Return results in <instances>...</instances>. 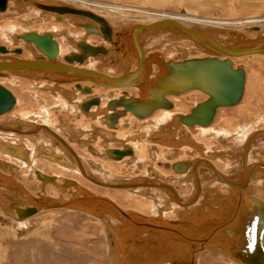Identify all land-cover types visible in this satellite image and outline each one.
<instances>
[{
  "label": "water",
  "instance_id": "obj_1",
  "mask_svg": "<svg viewBox=\"0 0 264 264\" xmlns=\"http://www.w3.org/2000/svg\"><path fill=\"white\" fill-rule=\"evenodd\" d=\"M28 2L42 8H48L49 10L77 13L92 19L99 24L100 31L96 27L90 28L92 23L84 22L85 20H72V22L83 25L89 31L100 33L103 38L110 40L115 49L123 45V41L121 40H127L123 35L120 38L119 35L117 37L114 36L108 20L91 10L77 8L67 3H51L37 0H28ZM169 20L171 21H167L166 23L165 19L157 20L153 23L158 24H151L145 29L160 28L155 33L159 30L167 29L177 37L191 38L202 45L210 54L185 57L176 61L164 59L163 54L158 50L152 52L151 55L149 53L147 56H143V59H149L154 54H156L157 58L160 57V63L156 61L159 68L154 76L150 78L151 82L143 81L144 78L140 73V76H138L140 80H138L142 85L141 87L145 85L149 89L152 88L153 91L156 90V96L160 95L161 98L144 101L142 106H138L141 102L139 97L131 95L129 97L122 95L119 98L111 99L107 102V110L110 111L103 113L106 124L113 126L117 118L125 114L126 111H131L134 115L143 117L150 114L156 107H171L172 101L165 94L180 93L189 88H199L207 92V96L197 101L190 108L189 112L176 113L174 115L177 120L178 118H182V122L192 127L194 124L208 125L212 121L218 106L233 105L241 99L245 84V70L240 64L234 66L230 56L251 52L264 53V33L252 37L245 36L243 33L237 31H230L232 34H236L237 42L230 45H222L218 44L215 39H210L209 35L198 27L185 25L171 18ZM248 28L256 30L259 26L253 25ZM136 29L131 31H135ZM20 36L28 43L33 42L40 51L47 55L51 62L57 61L58 44L52 37V32L45 31L44 33H38L35 30H30L21 33ZM133 37L136 36L133 35ZM76 46L77 51H69L63 54V59L66 62L62 63L73 66L72 70L62 67L58 70L51 65L24 64L17 65L16 67L30 66V68L36 67L46 72L55 71L65 76L68 75V79L64 78L60 80L67 82L75 81L76 88H79L82 92H90V87L87 85L82 86L79 79H77L80 77H71V72L78 73L81 76L86 75L82 78L90 80L102 78L103 76L89 73L88 77L82 70H77L80 68L79 66H75L72 63H85L88 55H97L99 52L105 53L107 52V47L103 44L93 45L85 41L76 44ZM1 50L6 51L3 47ZM15 50L20 51L19 48H15ZM219 55H223V57ZM39 58L42 59L41 57ZM112 61L113 59H111ZM140 65L142 66V61ZM9 66H12V64ZM138 71H141V69ZM4 73L5 71L0 69V74ZM165 78L168 79V82ZM111 80V78H106L104 81L117 85L116 82ZM104 81H99L98 79V83L100 82L101 85L104 84ZM151 83L156 88L151 87ZM125 93L126 90L123 91V94ZM14 102V95L0 84V113L10 109ZM97 102L98 98L91 96L87 100H83L80 107L87 111L89 105ZM119 106L121 109L117 108ZM155 137L156 140H160V136L157 135ZM170 143L174 142L171 141ZM127 150H129V147L125 151L115 149L111 150V152L119 156L125 154ZM189 162V160H176L172 166L177 171H184ZM17 168L15 163L0 159V186L14 190L16 193L24 197L26 196L29 201H33V203L21 205L18 204V201H13L14 204L17 203L13 204L12 209V215L15 218L24 219L38 212L40 207L53 208L57 206H70L92 213L100 218H107L110 215L117 219L121 217L113 229L111 236L112 241L118 242L117 245L122 252L120 254L116 250L117 248L113 247L114 264H198V255L209 247L227 253L241 264H264V199L251 194L252 188L248 180L252 174L249 168L238 181L225 178L234 184L228 193H216L212 199L205 197L189 215L176 218L164 217L162 214H145L130 208L124 209L111 197L95 193L74 178L63 176L62 181L57 183L54 175H48L40 169L35 168L34 173L41 180L55 182L56 186L61 189L73 186L79 190V193L81 192L78 195L63 200L58 199L56 196H50V201H47L29 192L14 176ZM2 169L8 171V173L3 172ZM256 173L261 174L260 176L264 174L262 171ZM54 198L57 200L53 201ZM214 203H218L217 206H214ZM122 230L126 231L122 235L123 238L116 237L115 231Z\"/></svg>",
  "mask_w": 264,
  "mask_h": 264
},
{
  "label": "rangeland",
  "instance_id": "obj_2",
  "mask_svg": "<svg viewBox=\"0 0 264 264\" xmlns=\"http://www.w3.org/2000/svg\"><path fill=\"white\" fill-rule=\"evenodd\" d=\"M20 1L27 3L30 6V9H33L34 8L33 6H35L31 3H28L26 0H20ZM39 1H47L51 3H67L77 8H84L91 10L95 13H98V15H101L106 19H108L110 23H114V25H116L117 27L116 26L113 27L116 30L119 29L121 31L123 30L126 31V29H129L131 28V26L133 27L136 24H149L151 22L164 19L165 17L160 15L159 13H167L168 16H178V15L182 16V14L186 16L191 15V18H185L182 21L180 20L178 21L182 22L185 25L198 27L207 32H213L217 30L216 33L218 34V36L220 35V38H222L223 42H227V40L232 41L236 39V34L234 33L232 34L230 31H237L243 33L245 36H251L250 31L252 32L253 30L248 28L250 26L258 25L260 26V30H264V0H86L88 3L92 5L90 7H86L84 6V4L75 0H39ZM11 3L13 4V0H10L9 4ZM104 4L120 5L123 7L125 13L127 12L126 14H128L129 16L121 15L120 13L122 12H120L117 9L114 10L109 6L105 8V6H103ZM94 6H97L98 8ZM99 6L102 8H100ZM25 14L29 16L30 14H36V13L27 12ZM4 17L2 18V20L5 19ZM9 18L11 19L0 21V23L3 24L5 21L13 20V19L16 20L13 17H9ZM84 18L85 17L82 18L79 17L78 19L77 18L76 19L84 20ZM57 20H56L57 23L62 22V20L66 21L64 19H58V18ZM11 24L12 23H9L5 25V27H8ZM72 25L74 27L83 29L82 27L76 26L75 24ZM47 27H51L50 23H48ZM15 29L16 30L19 29L21 31V27H16ZM87 35L88 37L91 36L97 38V35L96 36L89 34ZM124 37H128V36H124ZM57 38L59 39L58 35ZM184 40L187 39L183 37H177L176 35L173 36L170 33L168 34V32L166 31L163 32L159 30L157 31V33L155 32L147 33L145 35L144 40L142 41V46L144 45L143 47L145 48L147 53L148 52L152 53L158 50L161 53H163L164 59L168 58L175 60L177 59L176 55L179 53V50L176 48L177 47L179 48V44H181V42H183ZM4 41L6 40L2 35H0V43H3ZM124 43L126 44L125 46H123V48H119V49L112 48L113 51L118 50L115 51L116 54L114 57V59L117 58V60L115 61L116 63H113L114 59L111 62L110 60L112 59V57L109 56V58L107 59L109 65L120 67V66H124L126 62L128 63L132 61L131 57L133 56L132 54H134L135 50L128 43V40H124ZM127 43L129 44V47L127 46ZM13 44H15L14 41ZM26 45L33 51L37 50L35 47L30 46L29 44ZM189 47L191 52L187 51L186 50L187 48L184 50H180L181 51L180 57L185 58V57H195V56L210 54L208 51L202 49L194 42H191ZM197 47L199 49H197ZM29 53L30 52L28 51L27 48L26 51L24 52V57L28 56ZM101 61L104 62V59H102ZM156 61L159 62L160 59L159 57L158 58L156 57V54H154L153 57L151 56V60L149 62V67H148L149 79L151 78V76H154L155 72L159 68ZM102 62H100L99 64L102 65L103 64ZM234 64L235 66L239 64L242 65L247 72V83H246V91H245L244 99L241 101L240 104H238L235 107L227 108V109H218L216 116V123L212 126V128L210 129L207 128L203 132V134L209 135L212 132L216 131L217 135L222 136L223 134H231L232 132L236 131L235 133H237L240 136L238 139L239 141L238 145L241 146L242 144L241 140L243 139L244 135L249 130L254 128L253 129L254 131H252L250 134L249 132L246 134V136L248 134L249 135L247 136L246 141L243 145V147L246 150L251 151L252 148L251 143L257 141L255 142L256 147H260L263 145L261 144V142H262V137H264V134H261V132L264 129L259 130L258 127L264 128V56L254 55L252 57L250 56L237 57L236 59L234 58ZM151 65H153V67H151ZM122 72L121 74L124 75L128 73L129 70L128 68H124ZM24 78L29 79V81L23 82L25 86L20 81L15 79H12L10 84L7 83L8 85L11 86L12 84L14 85V83L17 85L19 84L20 85L19 87L23 86L24 87V88L22 87L23 91L17 88L18 95L20 96L25 95L24 92L26 91H28V93L30 94L29 89L33 88L31 84L32 80L33 81L38 80V82L52 81L48 77L42 75L38 76L36 73H30V72H26ZM26 88L27 90H25ZM102 89H106V88H102ZM40 93L42 97L47 99L49 98V100H47L49 103H53L55 101V98H53L52 95H48V94L45 95V93L43 92ZM33 95L35 96V99L40 104L43 105L44 102L43 103L41 102V99L39 98L37 93L33 92ZM195 96L199 98L198 100H202L203 98L206 97V95L200 90L197 91L190 90L178 96H174V95L169 96L171 101L175 103L174 107H176L175 105H177L176 108L174 107L172 108L173 110L169 109L171 110L169 112H173V111L174 112L178 111L177 113L188 112L191 105L193 104V100L195 99L194 98ZM45 104L47 103H44V105ZM40 106L34 100L31 103L29 99V102H27L26 106L25 103H20L19 105L15 106V109L13 108L14 110L12 109L13 111L12 110L10 111L11 113L13 112L11 118L10 119L5 118V119L8 121L9 120L12 121V123L16 124V126L19 127L20 125L18 124L20 123L19 122L20 118L26 116L25 111H27L26 114L30 112V110L28 109H31V111H34L35 113H37V115H39L40 122L43 121L42 117L44 116L48 115L49 117H51L52 113L49 107L45 112L42 110ZM160 110L166 111V109H160ZM255 128L257 129L255 130ZM192 129L195 130V127ZM177 135L181 136L180 132ZM188 139L194 140L195 138H192L190 136ZM206 142L208 143V145H211L212 143L210 139H208V141L206 140ZM185 146H191V145L185 144ZM178 147L180 148L181 146ZM77 150L82 157L87 155L83 153V151H81L80 149ZM256 150L257 149L254 148V151ZM157 151L158 154L159 153L162 154L161 156L162 158L159 160L158 163H156V166L162 172H169L171 170L170 159L173 160L177 158H183V156L177 155L176 152L173 153L172 151L166 149L165 151L162 149H158ZM220 152L225 153L229 157L233 156V153L230 151V149L224 152L221 149ZM144 154H147V152L144 151ZM253 156L254 155H252V157ZM145 158L147 159L145 160L144 165L147 164L145 167L148 168L152 164L149 162L147 156H145ZM233 159L235 160L236 157L228 158L226 160V163L224 164V167L221 165L222 163H219L221 165L220 170H222V172H225L226 166H229L231 164L235 165L233 164L234 163ZM26 168L27 167H24L22 171L15 172L14 176L22 181L25 180L26 176L23 175V172H26L28 170V168L27 169ZM41 168H46V171L47 170L49 171L48 173H52L51 171H59L58 167L57 168L54 167L53 169L48 165H42ZM113 169L114 171L117 172L120 171L125 174H133V175L137 174L138 172L133 169L132 170L130 169L127 172L119 168H113ZM230 170H231L229 172L230 177H236L238 172L236 173L235 170L233 169ZM2 171L7 172L6 170L3 169ZM89 173L93 178L99 177V174L93 172L91 169H89ZM238 174H240V172ZM252 177H253L251 178L252 184L255 187L254 194L257 197L264 199V181L261 180L260 178H256L254 176ZM78 178L80 180L83 179L81 176ZM28 180L31 181V184L28 183V186H30V188L29 187L28 188L32 190L33 195H35L37 191H38L37 194H43V192L39 193L40 188H38L37 184L32 179L29 178ZM55 181H57V183H60L62 180L59 181L56 179ZM209 182L211 183V181ZM86 183H88V187L93 189L94 192L97 191L98 194L108 195L112 197L116 201V203H118L123 208H130V209L133 208L144 211L145 209L148 210L153 206V202H146L143 199H138L133 196H124L122 194H119L112 187L105 188V189H109V190H105L103 187L98 188L95 185H92L89 181ZM56 185L57 184L54 182L53 184H49V186H47L49 187L48 190L45 189L44 192L45 196L43 197L47 201H50L49 199L50 196L53 197L56 196L58 199L61 200L72 196V191L64 192L62 191L61 188H59ZM223 186H224V190L226 188L229 189L227 185H223ZM188 189H189L188 186L186 187L184 186L180 189V191L184 194L187 191H189ZM208 191L210 190L208 189ZM158 197H160V194H158ZM55 199L56 198H54L53 201ZM154 201H156L155 198ZM164 201L165 200H162L160 201V203L163 204L165 203L169 205L170 207L169 210H171L173 213L174 209H172L171 207L172 203L170 201H166V202ZM158 203L159 202L155 203L154 207H157ZM2 206L0 205V264H114V258L111 253L109 240H108L109 238L108 228H107L108 224L102 219H100V217L96 218L95 216H92L93 214H90L88 212H85L77 208H72L70 206L68 207L57 206L53 208L41 207L40 211L36 212L33 215H30L25 220L21 221L15 218L12 215V213L10 214L9 211L4 206L3 207ZM163 210L166 209L163 208L159 209V211L163 212V215H165ZM145 213L149 214V210L148 212ZM171 218H173V216ZM114 219L115 218H111V223L116 222V221L112 222V220ZM115 233L117 235V231ZM114 242L118 244V242L116 241ZM202 252L203 253L199 257V264H240L234 258L230 257V255H228L227 253L225 252L223 253V251L221 252V250L218 251V250H214V248L209 247L208 250L205 249Z\"/></svg>",
  "mask_w": 264,
  "mask_h": 264
},
{
  "label": "flooded vegetation",
  "instance_id": "obj_3",
  "mask_svg": "<svg viewBox=\"0 0 264 264\" xmlns=\"http://www.w3.org/2000/svg\"><path fill=\"white\" fill-rule=\"evenodd\" d=\"M6 5H7V0H0V8L5 9ZM26 8H27L28 12H35L36 14H30L28 16L27 14H25V13H27V11L21 12L19 7L18 8L16 6L12 7V4H10L9 10H8V13L10 14V16L9 15L5 16L4 17L5 19H3V20L0 19V21H4L6 19H11L9 17H13L16 19V20L13 19V20L5 21L3 24L0 23V35H2L4 37V39L6 40L3 43H0V55L1 56H3L2 54L7 52V50H11L13 52L21 53V52H23V49H24V52H25L27 48L23 45V42L22 41L17 42V41H14V39L15 40H23L25 42V44H27L28 42L23 37H21L20 34L25 32V31L33 30V29L37 30L39 33H44L45 31H50V32L52 31L55 33V34L52 33V37L54 39L56 38L55 40L58 41L59 46H60V56L58 57V60L63 61V62H66L63 59V54H65L69 51H77L76 44H79L83 41L88 42V43L93 44V45L104 44L105 47H108V48L112 47L113 49L115 47L108 40L104 39L99 33L89 31L83 25L75 23L76 26H81L84 30L77 28V27H74L72 25L73 23L70 21V18H68V17L64 18V20H66V21L62 20V22L57 23L56 22V20H57L56 14H54V15H56V16H54V15H52L53 13H49L46 11H45L46 12L45 13L44 10H40L38 8H35V7L33 9H30V6H28ZM5 12H3V13H5ZM47 13H49V14H47ZM36 19H40L41 23H38V24L34 23V20H36ZM84 20H85L84 22L92 23V25H90V28L96 27L97 30L100 31V27H99V24L97 22L89 21L87 19H84ZM16 21L18 24L16 23ZM8 22H10L12 24L9 25L8 27H5V25L9 24ZM48 23H50L51 27H47ZM110 24L112 26H116V25H114V23H110ZM16 27H21V31L19 30L20 28L16 30L15 29ZM118 30H116V31H118ZM68 33L70 36L68 35ZM86 33L89 35H94V36L97 35V38H98V36H99V38L97 39V38H94L91 36L88 37V35ZM57 35H58L60 40L57 38ZM84 39H86L87 41ZM13 41L15 42V44H13ZM183 42L186 44L188 43L186 40H184ZM30 43H31V45H33V47H35L38 50L37 51V53H38L40 50L34 45L33 42H30ZM185 46L186 45H184V46L181 45L179 48L178 47L176 48L179 50V53L176 55V57L181 54L180 50H184L186 48ZM2 47L5 48L6 51H2L1 50ZM15 48H19L20 51H16ZM144 50H145V48H144ZM28 51L30 52L29 53L30 55L28 54V56L24 57V53H23V55L21 57H23V58H30V57L34 58L35 56L33 54V51L32 50H28ZM40 52H42V51H40ZM40 52L38 54H41ZM58 53H57V55H58ZM90 56H93V55L87 56L86 62H87V60H88V62L87 63L85 62L86 64L83 65L82 67L88 68L91 70H95V71H98L100 73H104V74H107L110 76H121V72L125 68L124 66L119 67V66L109 65L107 62V58L105 59V58L100 57V59H96L95 57H90ZM113 57H115L114 54H113ZM102 59H104V62L101 61ZM177 59H175V60H177ZM13 60H17V59H13ZM115 61L113 63H115ZM100 62H102L103 64L102 65L99 64ZM113 63H111V64H113ZM72 64L75 65V64H79V63L74 62ZM77 66H79V65H77ZM0 69L5 71V73L7 72L6 70H4L6 68H0ZM44 72H46V71H44ZM122 74H123V72H122ZM0 75H1L0 76V84L3 85L6 89H8L14 95V97L16 96L15 100L17 99V102L15 101L16 105L14 102L10 109H12L14 105L17 106L20 103H24V101H26V100H23L24 95L20 96V95H18V92H17L18 91L17 88L21 89L23 91V89H22L23 86L19 87V85L14 83V85L12 84L13 87L11 85H9L10 86L9 87L5 84L6 83L10 84L12 79L18 80L22 84H23V82L29 81V80H23V79H26V78H24L25 72L22 71L20 74L10 73L9 76H4L3 74H0ZM43 75L45 77H48L52 81H49V82L39 81L38 82V80H36V81L32 80V82L31 81L30 82H31L33 88L30 89V91L33 90V92H36L37 95L39 96V98L41 99V102L47 103L46 105L51 110V113L55 114L54 120H52V124L49 123L48 121H46V119H43V121L45 120L44 122L43 121L40 122L39 121V115H38V118H36L37 117L36 113L26 114L27 111H25L26 116L20 118V121H19L20 123L18 124L20 126L17 127L16 124L12 123V121H10V120L8 121L5 119V118H9V119L11 118L13 112L12 113L7 112L10 109L0 113V142H7L10 144H16V145H25L26 147H28L29 150L31 151L30 156L28 157L30 160L29 164H31V166H29V167L26 166L24 163L20 162L19 158L15 157L16 159H14L13 157H10V156L4 154V152H2L1 150H0V155H1L0 159H4V160H7L9 162L15 163L16 165L19 166V167L17 166L18 169L21 168L20 171H22L24 167L28 168V170L26 172H23V175L26 176V179L23 181L20 179H18V180L21 183H23L25 185V187L31 193H32V190H30L29 189L30 186H28V183L31 184V181L28 180L29 178L32 179L37 184L38 188H40V186H42V181L39 180L38 177L34 173V169L38 168V169L42 170L43 173H47L48 175H55L57 180H59V181L62 180L63 176H66V177L68 176V177H72V178L76 179L80 184H82L86 187H88V183H86V182L89 181L92 185H95L98 188L103 187L105 189L108 187H110V188L112 187V188H114L115 191H117L119 194H122L124 196H133V197H136L138 199H143L146 202H153V206L150 209H148L149 214H153V213H157L159 211V209H162V208L167 209L168 208L167 204L160 203V201H162V200H165L164 202L169 201V200L172 201L171 202L172 203V209H175L177 204L174 202L173 196L169 193L170 190H168L166 187H162V186H158V187L155 186L154 187L151 185H143L141 183L154 184L155 182L157 183V181H158L159 184L161 185L162 182H165V183L168 182V184H171V185H174V184L179 185L180 189L184 186L185 187L188 186L189 187L188 190L190 192L187 191L188 193L186 192L184 194L180 193L183 200L185 198H187V196L190 193L193 192V190H192L193 189L192 184H194L193 177L191 175L186 177V176L182 175L183 173L175 172L173 167H172V164L176 160H181V159L182 160H197V159L208 160V159H210V161L218 168V170L221 173H223L225 176L230 177V175H229V172L231 171L230 169L235 170L236 173L237 172L242 173L241 163L244 161L241 160V157H236L237 155L245 154L244 156L248 157V158H250V156H251L249 163H253L255 161L256 162L260 161V159L254 153V148H256L257 150H260L264 154V146H263L264 145V137H262V142H261V144H263L262 146L256 147L255 142H257V141H255L253 143V145H251V147H252L251 151L247 150L246 153H243V151H242V146L244 145L247 136L252 131H254L253 130L254 128L248 131L249 134L247 136H246V134L248 132L244 135L243 139L241 140L242 141L241 146L238 145V143H239L238 139L240 136L237 133H235L236 131L232 132L231 134H223L222 136L217 135L216 131L212 132L209 135H204L203 132L207 128H209V129L212 128V126L216 123V118H215L214 122L208 127L197 126L196 127L197 131H195V132L190 130L189 128H186V127H185V129L183 128L182 130L180 129V131H179L180 135L183 136V138H185V139L189 138L190 136L192 138H195L194 140L202 145L203 152L198 151V149L196 147L185 146V145L181 146L180 148L179 147H172V146L157 143V142H154L153 140H151V138H150L151 135L154 134L156 131H160V132L165 133V132L170 131L171 129L175 128L174 125L172 124V121H173V116L178 111L177 112H174V111L169 112L171 110H166V111L165 110L164 111L163 110H159V111L156 110L151 116H149L148 118H145V119H138L137 117H135L131 113H127L126 115L123 114L124 116L121 115L122 117L118 120L116 128H111L105 124L104 114L99 113L98 111H99V109L104 108V109H106V112H109L110 110H107V102L111 99L118 98L122 94L124 89L106 88L103 86L101 87V86L97 85L96 83H93L92 81H83V82H81V85L82 86H84V85L90 86L92 88V91H91V93H84V92L82 93V91L79 88L75 87V81H73V82L68 81L70 83H58L56 81V79L58 78L57 76L52 77V75L47 74V73H43ZM45 84H46V89H68L69 90L68 97L63 98L59 94H54L51 91L43 92V93H45V95L46 94L52 95L53 98H55V101L53 103H49L47 101V100H49V98L47 99V98L42 97V95L40 93V89H43V86ZM48 84H50L52 86H48ZM61 86L64 88H60ZM66 86H68V87L70 86V87L68 88ZM102 88H106V89H102ZM25 90H27V89H25ZM125 90H127L129 92V96L130 95H135V96L140 95L139 89L132 87V88H127ZM26 92H24L26 96L30 97V99L32 101L34 100L35 102H37L39 104V106L41 105L40 107H42V104H40L32 95H30L28 93V91H26ZM19 96H20V98H19ZM91 96L99 97L100 103H99V105H97V106L93 105L92 107H90L92 104L89 105L87 108V111H85L80 107V104L83 100H87ZM194 98L195 99L193 100V104L191 105V107L197 101H199L198 100L199 98H197V96H195ZM25 103H27V102H25ZM175 106L177 107V105H175ZM14 109H15V107H14ZM222 109H227V108H222ZM82 110L84 111V113L89 111V112H91L93 114L95 113V114L91 115V116L89 114L85 115L82 112ZM5 112H7V113H5ZM163 112L170 113V115L166 116L163 114ZM3 113H5V114H3ZM1 114H3V115H1ZM73 114L75 115V117L73 116ZM215 114H216V112L214 113V115ZM214 115H213V117H214ZM33 120H35V121H33ZM21 124H23V125H21ZM35 124H38L40 126L46 125L47 127L50 128V131L43 128L36 133H30V131L35 129L34 127H37ZM101 128L106 129L107 131H112L114 133L116 139H117L116 142H118V143H114V142L109 141L110 148L122 149L123 148L122 144L124 141L126 142V144L132 146L135 157H136L133 163L129 164L127 162L130 159V156L129 157L126 156L123 159H119V160L110 159L108 157V154H107V148L100 146L102 143L106 142V140L101 141L98 138V140L96 142L89 141V138L91 137V135L96 134V131H99V129H101ZM256 129L257 128H255V130ZM258 129H264V128L258 127ZM122 132H124V133H122ZM179 132H177V134ZM192 132H193V134H192ZM78 133H80L81 135L78 136L77 135ZM177 134H176V137L178 138L179 135H177ZM216 136H218V137H216ZM178 139H180V137ZM203 139H206L207 141H208V139H210L212 142L211 145H208L206 140H203ZM180 141H182V140H180ZM205 142L207 143V145ZM34 143H38V145H36ZM39 143H40V145H39ZM43 147H52L56 154L63 155L65 157V159L67 160V162L69 163V166L59 164L58 162L55 163V161L50 159L48 157V155L51 154L50 150L47 153H41V149ZM145 148L148 149L147 157H148L149 162L152 164L148 168H146L145 167L146 165H144V162L147 159V158H145V155H144V149ZM77 149H80L81 151H83V153H85L87 155L82 157ZM157 149H162V150L166 149V150L172 151L173 153L176 152L177 155H180L179 153H181L180 156H183V158H178V159H173V160L170 159L171 170L169 172H162L156 166V163H158L159 160L162 158L161 157L162 154L159 153L157 155V153H156ZM221 149L223 150V152L230 149L231 152H234L233 157L234 156L236 157L235 160L233 159L234 160L233 164H235V165L231 164L229 166H226L225 172H222V170H220V166L222 165L224 167L226 160L228 158H232V157H229L225 153H221L220 152ZM42 154L45 155V157ZM252 155H254V156L252 157ZM221 157H224L227 159H224ZM253 158H254V160H253ZM79 161H80V163H79ZM219 163H222V164L220 165ZM42 165H48L53 169H54V167H56V168L58 167L59 171H51L52 173H48L49 171L48 170L46 171V168H41ZM80 165H82L84 167L85 172H87V174L90 177H91V175L89 173V169H91L93 172H96L97 174H99V177L94 178V179L100 181L101 184H97V182L95 183L91 179L87 178L84 175V173L82 172ZM226 165H228V164H226ZM209 166L210 165L206 162H201L197 166V171L199 173V178L201 181V188L203 186L202 183H205L207 181H211L212 187H218L219 190L222 191V192L220 191L222 194L228 193L229 190L227 188L224 190V186H223V185H227V184L222 183L220 180H218L219 178L216 177V175L209 168ZM201 167H202V170L200 169ZM113 168H119V169H122L126 172L130 169L131 170L133 169V170H136L138 172H137V174H134V175L133 174H125V173L120 172V171H118V172L114 171ZM17 170H15V172H17ZM153 171L158 173V176L150 175V172H153ZM3 172H5V171H3ZM173 172L178 174V175H182V176L174 175ZM5 173H8V171ZM135 175H142L141 176L142 179L139 180L138 182H132L131 178H132V176H135ZM80 176L83 179L80 180L78 178ZM91 178H93V177H91ZM151 180L154 182H151ZM84 181H85V183H84ZM104 183L106 185H103ZM114 183H133V184L137 183L138 186L133 188V191H130L129 188H121L117 185L114 186ZM49 184H52V183H45L44 184L46 190H48L49 187H47V186H49ZM107 184H109V185H107ZM250 184L253 187L252 195L256 196L254 194L255 187L252 184V180H251ZM227 187H229V185H227ZM88 188L91 189L90 187H88ZM180 189L178 190L179 192H181ZM91 190L93 191V189H91ZM105 190H109V189H105ZM204 190H205V188L203 187L202 191H204ZM62 191H64V192H68V191L71 192L72 191V193H73L76 191V189L72 186L68 189H64V190L62 189ZM206 191L207 190H205L204 192H206ZM40 192L42 193V189ZM37 193H38V191L35 193V195L38 196ZM95 193H96V191H95ZM158 194H160V197H158ZM202 194L200 195V197L196 203H199L203 198L206 197V196L203 197ZM72 196H73V194H72ZM154 198L156 199V201H154ZM161 198H163V199H161ZM157 202H159L157 204V207H154V204ZM124 209H129V208H124ZM134 210L142 212V213L148 212V210H146V209L144 211H141L139 209H134ZM163 211L167 217L171 218L173 216V213L171 210H169V211L163 210Z\"/></svg>",
  "mask_w": 264,
  "mask_h": 264
},
{
  "label": "bare ground",
  "instance_id": "obj_4",
  "mask_svg": "<svg viewBox=\"0 0 264 264\" xmlns=\"http://www.w3.org/2000/svg\"><path fill=\"white\" fill-rule=\"evenodd\" d=\"M18 2H20L19 3V5L20 6H23L24 4L25 5H27V6H29L27 3H25V2H23V1H20V0H17ZM27 2H28V0H26ZM37 1H39V0H37ZM75 1H78V2H80V3H82V4H84V6H86V7H90V6H92L90 3H88L86 0H75ZM28 3H31V2H28ZM38 4V3H37ZM18 5V6H19ZM33 5H35V4H33ZM101 5V4H100ZM103 6H105V8H107V6H109L110 8H112V9H114V10H119L120 12H122V13H120L121 15H124V16H129L128 14H126L125 13V11H124V9H123V7L122 6H120V5H103ZM13 7V6H12ZM33 7H35V8H38V9H40V10H44V12L46 11V12H49V13H53L52 15H54V14H56V15H58L59 13H61L60 15H58V19H64V18H66V17H68V18H70V21L72 22V20H77L79 17L80 18H82V17H85L84 19H87V20H89V21H93L92 19H89L88 17H86V16H84V15H81V14H77V13H69V12H57V11H54V10H49L48 8H42V7H40V6H38V5H35V6H33ZM94 7H97V6H94ZM100 7V6H99ZM23 8V7H22ZM98 8V7H97ZM100 8H102V7H100ZM45 12V13H46ZM113 12H115V11H113ZM162 12V11H161ZM49 13H47V14H49ZM96 14H98V13H96ZM160 15H162V16H164L165 18V23L167 22V21H171V20H169L170 18L171 19H173V20H175V21H177L178 22V20H180V21H182V20H184L185 18H191V15L190 16H186V15H183L182 14V16L181 15H178V16H168L167 15V13H159ZM56 15H54V16H56ZM158 15V14H157ZM75 18V19H74ZM77 18V19H76ZM193 18V17H192ZM194 18H196V17H194ZM179 21V22H180ZM11 22V21H10ZM10 22H8V23H10ZM109 22V21H108ZM156 22V21H155ZM34 23H41V20L40 19H36V20H34ZM73 23V22H72ZM110 23V22H109ZM180 23H182V22H180ZM73 24H75V23H73ZM151 24H158V23H153V22H151V23H149V24H136V25H134L133 27L131 26V28H129V29H126V31L125 30H123V31H121V30H118V31H116L114 28H113V26L111 25V27H112V34H114V36H118L119 35V38H120V36H128V37H125V38H127V40H128V43L134 48V54H132L133 56L131 57L132 59V61L131 62H126V64H124V67L125 68H128V70H129V72L128 73H126V74H124V75H122L121 74V76H110V75H107V74H104V73H100V72H98V71H95V70H91V69H88V68H84V67H82L83 65H85L87 62H88V60H87V62L86 63H82V64H75L76 66L77 65H79V67L80 68H78L77 70L78 71H83L84 73H86L87 74V76L89 77V73H92V74H97V75H100V76H103L102 78H98L99 79V81H104L106 78H108V79H112L111 81H113V82H116V84L117 85H114V84H112V83H110V82H108V81H104V84H100V82L98 83V79L97 78H93L94 80H90V79H86V78H82L83 76H86V75H83V76H81L80 74H75V73H72L71 72V77H80V78H77V79H79V82L81 83V82H83V81H92L93 83H96V84H99V85H101V86H103V87H106V88H120V89H127V88H136V89H139L140 90V95L139 96H135V95H131V96H135V97H139V99H140V103L138 104V106H142L143 104H144V101H148V100H151V99H160L161 97H160V95H157L156 96V94H155V91H153V89L151 88V89H149V87L147 88L145 85H143V87H141L142 85H141V83L139 82V77L138 76H140L141 74H142V77L144 78V80L143 81H147V82H151V80L148 78V67H149V62H150V60H151V57L148 59V58H146V59H143V56L145 57V56H147V54L149 53H147L145 50H144V48H143V46H142V41L144 40V38H145V35L147 34V33H151V32H155L157 29H160V28H156V27H154V28H151V29H145L147 26H150ZM16 25V24H15ZM76 25V24H75ZM81 27V26H80ZM136 28H138V29H136ZM196 28V27H195ZM222 28V27H221ZM133 29H136L135 31H131V30H133ZM34 30V29H33ZM139 30V31H138ZM140 30H142V31H140ZM202 30V29H201ZM223 30V29H222ZM28 31H30V30H28ZM36 32H38L37 30H35ZM161 31H163V32H168V34L170 33L171 35H175L173 32H171V31H169V30H161ZM52 32V31H51ZM119 32V33H118ZM121 32V33H120ZM203 32L204 33H206L207 35H209V37H210V39H212L213 38V40L215 39V41H217L218 42V44H222V45H230V44H233V43H235V42H237L236 41V39L235 40H232V41H228L227 40V42H223V40H222V38H220V35L218 36V34L216 33L217 32V30H215V31H213V32H207V31H204L203 30ZM39 33V32H38ZM53 34H55L54 32H52ZM246 33V32H245ZM263 34L264 33V30H260V26H259V28L258 29H253V31L251 32L250 31V34H251V36L252 37H255L257 34ZM100 34V33H99ZM68 35H69V33H68ZM101 35V34H100ZM133 35L134 36H136V37H133ZM70 36V35H69ZM102 36V35H101ZM134 38V42H133V39H132V37ZM103 37V36H102ZM178 37H183V36H178ZM183 38H186V37H183ZM18 39V38H17ZM56 39V38H55ZM105 39V38H104ZM112 39H114V37H112ZM187 40V44L186 43H182L181 42V44H179V47L182 45V46H184V45H186L185 47L187 48H185L187 51H190V47H189V45L191 44V42H194V43H196L199 47H201L202 49H204V50H206L202 45H200V44H198L197 42H195L193 39H191V38H186ZM84 40H86V39H84ZM14 41H17V42H19V40H15L14 39ZM20 41H22L23 42V45L25 46V47H27V45L25 44V42L23 41V40H20ZM57 41V40H56ZM87 41V40H86ZM109 42H110V40H108ZM121 41H123L122 43H123V45H120V46H118V47H116V49H119V48H123V46H125V44L126 43H124V40H121ZM57 43H58V41H57ZM111 43V42H110ZM127 43V46L129 47V44ZM134 43H135V45L137 46V48H136V46L134 45ZM27 44H29L30 46H33V45H31V43H27ZM104 45V44H103ZM105 46V45H104ZM196 46V45H195ZM28 48V50H31L29 47H27ZM196 48V47H195ZM197 49H199L198 47H197ZM132 50V49H131ZM33 51V50H32ZM36 51H38V50H36ZM36 51H33V54H34V58H32V57H30V58H23V57H21L22 55H23V53H24V49H23V52H21V53H17V52H13V51H11V50H7V52H5V53H3L2 55L3 56H1L0 55V68H3V67H5L6 69H4V70H6L7 72L5 73V74H3L4 76H9L10 75V73H18V74H20L22 71H24L25 72V74H26V72H30V73H36L38 76L39 75H42V76H44L43 75V73H47V74H50V75H52V77L53 76H57V77H60V78H58V79H56V81L58 82V83H70V82H67V81H62V80H60V79H64V78H66V79H68L67 77H69L68 75H63V74H59V73H57V72H55V71H51V72H44V71H42V70H40V69H37L36 67H31L30 68V66H26V67H16L17 65H24V64H29V65H43V66H45V65H47V66H53V67H56V69H58V70H60V67H62V68H64V69H73V66H71L70 64L69 65H67V64H65V63H62L63 61H59L58 60V57L60 56V46H59V43H58V55L56 56V60L57 61H55V62H51L48 58H47V56H46V54H44V53H42V52H40L41 54H38ZM116 51V50H115ZM115 51H113V49H112V47L110 48H108L107 47V52H102V53H99V54H97V55H93V56H90V57H95L96 59H100V57H102V58H109V56H111L112 57V59H114V57H113V54L115 55L116 53H115ZM207 51V50H206ZM181 52V51H180ZM191 52V51H190ZM151 53V52H150ZM183 54V53H182ZM107 55H108V57H107ZM254 55H261V56H264V53H261V52H251V53H246V54H243V55H236V56H230V58H231V60H232V62H233V65L235 66V64H234V58L236 59L237 57H248V56H250V57H252V56H254ZM164 56V55H163ZM181 56V54L180 55H178L177 56V60H181V59H183L182 57H180ZM193 56V55H192ZM220 57H223V55H219ZM39 57H42V59H40ZM89 57V58H90ZM140 57V58H139ZM88 58V59H89ZM161 58H163V57H161ZM13 59H17V60H13ZM159 59H160V57H159ZM167 59V58H166ZM11 62H10V61ZM49 60V61H48ZM5 61H7V62H5ZM26 61H27V63H26ZM142 61V66L140 65V62ZM174 61H176V60H174ZM59 62H61V63H59ZM116 63V62H115ZM12 64V66H9V65H11ZM151 67H153V65H151ZM141 69V71H138V70H140ZM245 70V69H244ZM10 72V73H9ZM65 72H67V70H65ZM77 72V71H76ZM139 73H140V75H139ZM144 73V74H143ZM2 75V76H3ZM1 76V75H0ZM152 77V76H151ZM139 79V80H138ZM142 79V78H141ZM95 80H97V81H95ZM165 80H167V82H168V79L167 78H165ZM76 81H78V80H76ZM71 82H73V81H71ZM19 83V82H18ZM170 83H171V81H170ZM246 83H247V72H246V70H245V84H244V90H243V94H242V97H241V99L237 102V103H235V104H233V105H226V106H218L217 108H216V110H215V112H216V114L214 115V117H213V120H212V122H210L208 125H200V124H194V126L192 127V126H188L185 122H182L183 120H182V118H178V120L173 116V121H172V124L174 125V129H171L169 132H171V133H174V132H176V131H178L179 132V130L180 129H185V127L184 126H186V128H189L190 130H192V131H197V126H200V127H208V126H210L213 122H214V120H215V118H216V115H217V111H218V109H222V108H231V107H235V106H237L238 104H240L241 103V101L244 99V96H245V91H246ZM105 84H110V85H105ZM19 85V84H18ZM24 85V84H23ZM20 86V85H19ZM25 86V85H24ZM90 87V86H89ZM151 87H155L156 88V86H152V83H151ZM24 88V87H23ZM27 89V88H26ZM123 90V91H124ZM158 90V89H157ZM190 90H194V91H197V90H200L201 92H203L206 96H207V92H205L204 90H202V89H199V88H189V89H187V90H184V91H182V92H178V93H169V94H166V96L169 98V96H172V95H174V96H178V95H181L182 93H185V92H187V91H190ZM91 91H92V88L90 87V92H84V93H91ZM83 93V92H82ZM125 96V97H129V92L126 90V93L125 94H123V92H122V94L120 95V96ZM119 96V97H120ZM118 97V98H119ZM15 98H16V96H15ZM98 98V102L97 103H95V104H92L90 107H92L93 105L94 106H97V105H99V103H100V98L99 97H97ZM116 99V98H115ZM170 99V98H169ZM171 100V99H170ZM16 102H17V99L15 100ZM16 102H15V105H16ZM27 102H29V101H27ZM30 102L32 103V101H31V99H30ZM24 103H25V101H24ZM27 103H25V105H26ZM15 105L13 106V108L15 107ZM174 107V103L172 102V106L171 107H156L150 114H148L147 116H143V117H139V116H136V115H134L131 111H126V113L124 114V115H126L127 113H131L132 115H134L135 117H137L138 119H145V118H148L149 116H151L156 110H160V109H166V110H169V109H172ZM12 108V109H13ZM118 109H121V107L119 106V107H117ZM175 108V107H174ZM12 109H10L9 111H7V112H10ZM90 109V108H89ZM28 110H30V112L28 113V114H30L31 112H33V113H35L34 111H31V109H28ZM173 110V109H172ZM106 111V109H104V108H101V109H99V113H104ZM164 111V110H163ZM7 112H5V113H7ZM82 112L84 113V111L82 110ZM89 112V111H88ZM88 112H85L84 114L85 115H88ZM5 113H3V114H5ZM3 114H1V115H3ZM37 114V113H36ZM95 114V113H94ZM93 113H92V115H94ZM163 114L164 115H170V113H166V112H163ZM124 115H122V116H124ZM29 116V115H28ZM36 116V115H35ZM122 116H120V117H118V119H117V121L115 122V124L113 125V126H110V125H108V124H106L107 126H109V127H111V128H116V125H117V123H118V120L122 117ZM128 116V115H127ZM162 117V116H161ZM36 118H38V115H37V117ZM43 118V117H42ZM130 119V118H129ZM132 119V118H131ZM46 120L49 122L50 121V119L47 117L46 118ZM33 121H35V120H33ZM124 121V120H123ZM136 121V120H135ZM134 124V123H133ZM39 127L40 126H37L36 127V129H33L32 131H30V133H36V132H38L39 130ZM195 127V130L194 129H192V128H194ZM41 128H44V129H47V130H49L50 131V128L49 127H47L46 125H42L41 126ZM214 129V128H213ZM38 130V131H37ZM176 130V131H175ZM260 130V129H259ZM160 132V131H159ZM158 131H156L154 134H152L151 135V140H153L152 139V136H156V135H158V134H160ZM168 132V131H167ZM167 132H165V133H163V134H166ZM76 133V132H75ZM162 133V132H161ZM24 134V133H23ZM168 135H170L169 133H167ZM261 134H264V130L261 132ZM78 136H80L81 134L80 133H78L77 134ZM170 137H172V134H171V136ZM180 138H182V139H180V140H182V141H180V140H175L174 139V141H172V142H174V143H170L171 142V140H166V143H168V144H171V145H173L172 147H177V146H179V145H183V144H189V145H191V146H193V147H196L197 149H198V151H200V152H203V150H202V146H201V144H199L198 142H196V141H194V140H190V139H185V138H183V136H179ZM178 137V138H179ZM60 138V137H59ZM98 138H99V140H101V141H104V140H106V142H104V143H102L100 146H102V147H104V148H107V154H108V157L110 158V159H115V160H119V159H123L124 157H126V156H130V159L127 161L129 164H131V163H133L134 162V160H135V154H134V151H133V148H132V146H130V145H128V144H126V142L124 141L123 142V144H122V150L123 151H125V149H127V147H129V150H127L126 151V153L125 154H121V155H119V156H116V155H114L112 152H111V150H115V149H117V148H110V145H109V141H111V142H114V143H118V142H116V137H115V135H114V133L112 132V131H107L106 129H103V128H101V129H99V131H96V134H94V135H91V137L89 138V141H91V142H96L97 140H98ZM156 137H154V139H155ZM177 138V137H176ZM160 139V138H159ZM165 139V138H164ZM163 139V140H164ZM172 139V138H171ZM173 140V139H172ZM154 141V140H153ZM175 141H177V142H175ZM178 141H179V143H178ZM154 142H157V143H161V144H164L163 142H160V141H154ZM165 145H167V144H165ZM170 146V145H169ZM159 148V147H158ZM0 150L2 151V152H4V154H6V155H8V156H10V157H12V156H14V158L16 157V158H19L20 159V162H22V163H24L26 166H31V164H29L30 163V160H29V156H30V153H31V151L29 150V148L28 147H26L25 145H16V144H10V143H7V142H0ZM50 150V152H51V154L50 155H48V157L50 158V159H52L53 161H55V162H58V163H62V161H66V162H64V163H62L63 165H65V166H69V163L67 162V160L65 159V157L63 156V155H59V154H56L55 152H54V149L52 148V147H43L42 149H41V153H47L48 151ZM158 150V149H157ZM136 151V150H135ZM142 151V150H141ZM144 151L145 152H147L148 153V149L147 148H145L144 149ZM165 151V150H164ZM143 152V151H142ZM157 153V155H158V151L156 152ZM236 153V152H235ZM13 154V155H12ZM168 154V153H167ZM180 155H181V153H179ZM43 155V154H42ZM145 156H147V154H144ZM156 155V156H157ZM169 155V154H168ZM44 156V155H43ZM45 157V156H44ZM165 158V157H164ZM178 159V158H177ZM18 160V159H17ZM25 161V162H24ZM190 162L188 163V166H187V168H186V170H184L185 172H183V173H189L191 170H193L194 171V174H195V176L197 177V179H198V193H197V196H196V198L194 199V200H192L190 203H189V201H190V199H191V197H192V194H193V192L192 193H190L188 196H187V198H185L184 200H183V202L180 200V197H179V193H178V191H177V193L175 192H173L171 189H168L167 187H169V188H172V186L173 185H171V184H165V183H163V184H161L162 185V187H164V186H167L166 188L168 189V190H170L171 192H173L174 193V195L176 196V204H177V207L174 209V212H173V218H176V217H182V216H185V215H189L192 211H193V209H195V207H197L198 205H196V206H194V207H191L190 208V206L192 205V204H194L195 202H197V200H198V198H199V196L205 191H202V188L204 187L205 189H207V191H208V189L210 190V191H208V192H204L203 194H202V196L203 197H205L206 196V198H209V199H212L213 198V196L216 194V193H219V194H222V193H220L219 191H221V190H219V188L218 187H212V184L209 182V181H207L206 182V184H202L203 186H202V188H201V181H200V178H199V173H198V171H197V166L201 163V162H206V163H208L210 166H209V168L213 171V173L216 175V177L217 178H219L218 180H220L222 183H225V184H227V185H229V191L233 188V185L234 184H232L231 182H229V181H227L225 178H228L227 176H225L223 173H221L219 170H218V168L210 161V159H208V160H206V159H197V160H189ZM28 163V164H27ZM79 163H80V161H79ZM253 165H246L247 167H246V169H244V173L238 178V179H236L235 181H238V180H240L243 176H244V174H245V172L247 171V169L249 168L250 169V171H251V176L249 177V183L251 182V178H253L252 176H254V177H262V179L261 180H263L264 181V174H263V176H260L261 174H257L256 172H258V171H262V172H264V157L263 156H261V161H258V162H255V163H252ZM145 165H147V164H145ZM81 166V169H82V172L84 173V175L87 177V178H89V179H91L92 181H94L95 183L97 182V184H101L100 183V181H98V180H95L94 178H91L88 174H87V172H85V169H84V167L82 166V165H80ZM173 167V166H172ZM18 169V168H17ZM174 169V168H173ZM175 170V169H174ZM177 171V170H176ZM180 171V170H179ZM178 173V172H177ZM47 174V173H46ZM257 174V175H256ZM150 175H155V176H158V173H156L155 171H153V172H150ZM192 176V175H191ZM193 177V176H192ZM39 180H41L40 178H38ZM54 179H57V178H55L54 177ZM255 179V178H254ZM183 180V179H182ZM186 180V179H185ZM229 180H234V179H230L229 178ZM42 181V186H40V191H41V189H42V192H43V194H38V196H40V197H42L44 200H46L43 196H45L44 194V192H45V186H44V184L45 183H54V182H51V181H47V180H41ZM126 181V180H125ZM156 183V182H155ZM154 183V184H155ZM141 184H143V185H151V186H156V187H158V186H161L160 184H159V182L157 181V183H156V185H154V184H148V183H141ZM103 185H106L105 183L103 184ZM107 185H109V184H107ZM115 185H117V186H119V187H121V188H129L131 191H133V188H135V187H137L138 186V184L136 183V184H133V183H114V186ZM171 185V186H170ZM192 186L194 187V184H192ZM251 188H252V191H251V194H252V192H253V187H252V185H251ZM76 189V191L75 192H73L72 194H73V196L74 195H78V194H80L79 193V190L77 189V188H75ZM219 190V191H218ZM228 191V192H229ZM30 192V191H29ZM222 192V191H221ZM41 193V192H40ZM138 194V193H137ZM224 194V193H223ZM178 198V199H177ZM63 200V199H62ZM13 201H18V204H30V203H33V201H29V199L25 196H22V195H20V194H18V193H16L14 190H10V189H7V188H5V187H2V186H0V205L2 206H4L8 211H9V213L11 214L12 212H13V204H14V202ZM170 201V200H169ZM170 202H172V201H170ZM170 202H168V203H170ZM15 204H17V203H15ZM14 204V205H15ZM217 204L218 203H214V206H217ZM2 206V207H3ZM171 207H172V205H171ZM184 207V208H183ZM41 208V207H40ZM170 209V207L169 208H167L166 210H169ZM40 211V210H39ZM139 212V211H138ZM160 212V213H159ZM159 212H157V213H155V214H162L163 215V212H161V211H159ZM35 214V213H34ZM91 214V213H90ZM154 214V213H153ZM33 215V214H32ZM164 217H166L165 215H163ZM27 217H29V216H27ZM26 217V218H27ZM98 217V216H97ZM26 218H24V219H18V220H25ZM111 218H115L114 220H112V222L113 221H116V222H113V223H111ZM121 217H119V219H120ZM100 219H102L103 221H105L107 224H108V226H107V228H108V240H109V245H110V249H111V253H112V255H113V252H114V249H113V247H116L117 249L116 250H118L119 251V253L120 254H122V252L120 251V248H119V246L114 242V241H112V232H113V229L116 227V225H117V223L120 221L119 219H117L116 217H114V216H111L110 215V217H107V218H104V217H102V218H100ZM116 232V231H115ZM124 231L122 230V231H117V237L119 238V237H121V233H123ZM264 243V242H263ZM116 246H115V245ZM114 245V246H113ZM160 249V248H159ZM209 248H206V250H208ZM214 250H217V249H214ZM218 251H220V250H218ZM222 252V251H221ZM157 253V252H156ZM155 253V254H156ZM203 252H201L199 255H198V257H197V261H198V264H199V257H200V255L202 254ZM224 253V252H223ZM158 254V253H157ZM156 254V255H157ZM154 255V254H153ZM231 257V256H230ZM237 261V260H236ZM238 262V261H237ZM240 263V262H239ZM241 264V263H240Z\"/></svg>",
  "mask_w": 264,
  "mask_h": 264
},
{
  "label": "crops",
  "instance_id": "obj_5",
  "mask_svg": "<svg viewBox=\"0 0 264 264\" xmlns=\"http://www.w3.org/2000/svg\"><path fill=\"white\" fill-rule=\"evenodd\" d=\"M9 2H10V0H7V5H6V7H5V9H3V8H0V19H2L4 16H10V14L8 13V10H9V6H8V4H9ZM19 3L20 2H18L17 0H13V4H12V6L13 7H19V9H20V11L21 12H23V11H27V8L26 7H28L27 5H23V6H20L19 5ZM10 5V4H9ZM19 5V6H18ZM23 7V8H22ZM7 10V11H6ZM6 11V12H5ZM3 12H5V13H3ZM28 12V11H27ZM57 18H58V16H57ZM26 80H29L28 78H26ZM5 84V83H4ZM5 85H7V86H9L7 83L5 84ZM46 85V84H45ZM43 86V89H40V92H49V91H51L52 93H54V94H59L61 97H68V94H69V90L68 89H46V86ZM48 86H52V85H50V84H48ZM10 87V86H9ZM60 88H63L62 86L60 87ZM29 91H30V89H29ZM30 95H32L34 98H35V96L33 95V90L32 91H30ZM79 95V94H78ZM25 98V99H24ZM29 97L28 96H26V95H24V97H23V100H26V101H29ZM32 101V100H31ZM42 110L43 111H47V108H48V106L45 104H43L42 105ZM45 114V113H44ZM88 114L91 116L92 115V113L91 112H88ZM77 115V114H76ZM54 116H55V114H51V117H49L48 115L47 116H44L43 117V119H46L47 117L50 119V121H49V123H51L52 124V120H54ZM73 116L75 117V115L73 114ZM77 118V117H76ZM47 121V120H46ZM21 125H23V124H21ZM36 126H40V125H38V124H35ZM42 126V125H41ZM41 126L39 127V129L38 130H41V129H43V128H41ZM35 129H36V127H34ZM37 130V131H38ZM176 131V130H175ZM159 132V131H158ZM177 132L178 131H176V132H174V133H171V132H167V133H169L170 135H168L167 133L166 134H163V132L161 133V132H159L160 134H158V136H160V140H156V139H154L153 137H155V136H152V139L154 140V141H160V142H163L164 144H167V145H170V146H172L171 144H168V143H166V140H171V141H174V139L175 140H180V139H178V138H176V134H177ZM171 134H172V137H170L171 136ZM157 136V135H156ZM165 136H166V138H165ZM164 140H163V139ZM173 140H172V139ZM254 143V142H253ZM253 143H251V145H253ZM34 144H36V145H38V143H34ZM39 145H40V143H39ZM183 145H185V144H183ZM183 145H179V146H183ZM178 147V146H177ZM242 151H243V153H246L247 152V150L242 146ZM232 153H234V152H232ZM254 153H255V155L260 159V161H261V156H263L264 157V154L260 151V150H257L256 152L254 151ZM13 155V154H12ZM245 154H241V155H237L236 157H241V160H243L244 162H242L241 163V166H242V173H240V174H237V176L236 177H228V178H230V179H234V180H236V179H238L243 173H244V169H246V165H250V164H252V163H249V161H250V159L251 158H248V157H245L244 156ZM15 156V155H14ZM14 156H12L13 158H14ZM45 156V155H44ZM248 156V155H247ZM232 158H235V156L233 157L232 156ZM14 159H16V158H14ZM64 162H66L65 160L64 161H62V163H64ZM256 162V161H255ZM255 162H253V163H255ZM56 163V162H55ZM61 163V164H62ZM60 164V163H59ZM18 166V165H17ZM19 167V166H18ZM20 169L21 168H19L18 170L20 171ZM201 170H202V167L200 168ZM18 170H17V172H18ZM188 170V169H187ZM186 170V171H187ZM42 171V170H41ZM175 172H178V173H183V172H185V171H176V170H174ZM174 173V172H173ZM174 175H178V174H176V173H174ZM183 176H189V175H192L193 176V181H194V187H193V194H192V197H191V199H190V201H189V203L192 201V200H194L195 198H196V196H197V193H198V179H197V177L195 176V174H194V171L193 170H191L189 173H183L182 174ZM182 175H178V176H182ZM239 175V176H238ZM141 176L142 175H135V176H132V178H131V181L132 182H138L139 180H141L142 178H141ZM54 177H55V175H54ZM56 178V177H55ZM256 178H260V179H262V177H257L256 176ZM264 179V178H263ZM56 180V179H55ZM151 182H154V181H152L151 180ZM163 183H165V182H162L161 184H163ZM23 184V183H22ZM165 184H168V182L167 183H165ZM204 184H206V182L204 183ZM24 185V184H23ZM154 185H156V183L154 184ZM169 185V184H168ZM25 186V185H24ZM162 186V185H161ZM171 186V185H170ZM72 187V186H71ZM164 187H167V186H164ZM182 187V186H181ZM70 188V187H69ZM168 189H171L174 193L176 192L177 193V191L180 189L179 188V185H173L172 186V188H169V187H167ZM68 189V188H67ZM131 191V190H130ZM190 192V191H189ZM220 192V191H219ZM96 193H97V191H96ZM132 193V192H131ZM169 193L173 196V200L176 202V196L174 195V193H172V192H170L169 191ZM178 193H179V197H180V200L183 202V198H182V196L180 195V193H182V192H179L178 191ZM221 193V192H220ZM200 197V196H199ZM178 199V198H177ZM199 199V198H198ZM204 199V198H203ZM202 199V200H203ZM201 200V201H202ZM115 201V200H114ZM201 201L199 202V203H194V204H192L191 206H190V208L191 207H194V206H196V205H198V204H200L201 203ZM96 202V201H95ZM116 202V201H115ZM184 203V202H183ZM118 204V203H117ZM167 207L169 208V205H167ZM184 208V207H183ZM134 210V209H133ZM160 213V212H159ZM92 214V213H91ZM146 214V213H145ZM92 216H95V215H92ZM96 218H98L97 216H95ZM124 232H126V231H124ZM124 232L123 233H121V237H122V235H124ZM123 238V237H122Z\"/></svg>",
  "mask_w": 264,
  "mask_h": 264
}]
</instances>
